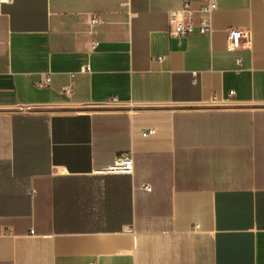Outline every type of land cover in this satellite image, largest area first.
Returning <instances> with one entry per match:
<instances>
[{
  "label": "crops",
  "instance_id": "0c3cea01",
  "mask_svg": "<svg viewBox=\"0 0 264 264\" xmlns=\"http://www.w3.org/2000/svg\"><path fill=\"white\" fill-rule=\"evenodd\" d=\"M214 1L0 0V264H264V0Z\"/></svg>",
  "mask_w": 264,
  "mask_h": 264
},
{
  "label": "built area",
  "instance_id": "2783aa9c",
  "mask_svg": "<svg viewBox=\"0 0 264 264\" xmlns=\"http://www.w3.org/2000/svg\"><path fill=\"white\" fill-rule=\"evenodd\" d=\"M216 8V3L214 0H208L198 11L202 13V21L199 26V31L201 33H211L213 31V26L211 22V14ZM195 10L192 9L189 0H184L181 8L173 9L169 12L170 29L169 33L171 36L178 38H186L195 30L193 23V17ZM96 19H92V22H96ZM243 31L238 28H231L228 31L229 39V49L235 50L241 46V38ZM50 81V77H47V82ZM115 100V99H114ZM154 129H148L143 132V135L153 134ZM134 171V162L130 156L121 155L118 156L114 163L108 167L99 170V172L104 174H132ZM147 190H151L150 186L146 187Z\"/></svg>",
  "mask_w": 264,
  "mask_h": 264
}]
</instances>
